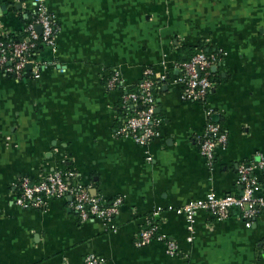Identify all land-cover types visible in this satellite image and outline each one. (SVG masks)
<instances>
[{"label": "crops", "instance_id": "1", "mask_svg": "<svg viewBox=\"0 0 264 264\" xmlns=\"http://www.w3.org/2000/svg\"><path fill=\"white\" fill-rule=\"evenodd\" d=\"M56 25L40 77L0 73V264H264V211L250 226L231 210L216 219L198 211L193 231L175 209L186 202L241 194L238 167L264 155V0H44ZM36 16L35 0H0V35H20ZM217 51L220 80L206 102L181 98L176 62L186 46ZM145 68L167 73L157 92V136L145 146L115 135L123 86ZM210 121L227 134L209 164L200 138ZM74 172L72 184L106 201L123 198L105 224L81 221L70 197L46 207L15 204L20 177ZM264 191V190H262ZM261 191V192H262ZM157 212L158 232L176 242H134Z\"/></svg>", "mask_w": 264, "mask_h": 264}, {"label": "built area", "instance_id": "2", "mask_svg": "<svg viewBox=\"0 0 264 264\" xmlns=\"http://www.w3.org/2000/svg\"><path fill=\"white\" fill-rule=\"evenodd\" d=\"M36 16L27 23L24 31L26 38L12 42L0 41V71L12 74L19 78L24 75L26 65L30 64L31 77H40L44 64L38 58L32 57V51L41 39L47 47L55 48L57 28L52 16L47 12L44 0H35ZM40 26L41 31L37 30ZM219 54L199 51L189 59L176 62L174 68L178 75L173 82L181 85V98L197 102H206L214 83L211 80L210 67L221 61ZM1 73V72H0ZM168 80L167 73H155L151 68H145L140 81L131 88L123 86L118 71H114L108 79L110 88L123 89L121 95V110L124 113L122 124L115 130V135L130 138L137 144L145 146L158 134L161 120L156 117L154 88ZM213 110L208 108V117L204 133L200 138V153L210 164L213 161L215 150L224 148L227 143V134L217 123L210 121ZM74 176V172L54 170L38 179L33 180L22 176L17 183L15 204L22 208L40 209L47 205L49 198L70 197V207L77 213L81 221L98 219L105 224L110 223L119 213L123 198L117 196L106 201L99 195L90 194L88 187L81 184H72L67 178ZM238 183L242 186L241 194H227L216 196L213 193L203 198L186 202L175 211L184 216L190 232L193 231L195 217L198 211L205 210L216 219H224L231 210L238 211L240 217L250 226L254 218L264 211V155L242 164L238 167ZM262 191V192H261ZM157 212L146 219L145 226L135 238V246L142 247L153 239L161 240L166 244V251L176 253V242L158 232L159 219ZM264 253V241L261 245ZM84 264H104L94 254H87L83 258Z\"/></svg>", "mask_w": 264, "mask_h": 264}, {"label": "trees", "instance_id": "3", "mask_svg": "<svg viewBox=\"0 0 264 264\" xmlns=\"http://www.w3.org/2000/svg\"><path fill=\"white\" fill-rule=\"evenodd\" d=\"M26 35L27 34L25 31H23L20 35H17V36L13 35V34L0 35V41H4V42L9 43L12 41L24 40L26 38ZM44 47H46V45L44 44V42L41 39H39L37 41V45L35 46V48L32 51V57L37 58L39 51ZM181 50H183V53H185V57L181 58V61L189 59L193 54H195L201 50L207 54H209V53L217 54L218 53L217 51H213L212 48L207 47V49H206L205 47H203L200 44H198L197 46H186V47H183ZM0 72L2 74H4L2 71H0ZM210 74H211V80L213 81V83L215 85V83H217V81L220 80V76L219 75L217 76V73H211V71H210ZM9 75H12V74H9ZM23 76H27V77L30 76L31 77L30 70H25V73ZM160 88H161V85H158V87L154 88V94L156 96H157V92L160 90ZM156 105H157V100L155 101V108H156ZM155 115L157 118L160 119V116L158 113H155Z\"/></svg>", "mask_w": 264, "mask_h": 264}, {"label": "water", "instance_id": "4", "mask_svg": "<svg viewBox=\"0 0 264 264\" xmlns=\"http://www.w3.org/2000/svg\"><path fill=\"white\" fill-rule=\"evenodd\" d=\"M37 30L40 32L41 31V28L40 26H37ZM31 69V65L30 64H27L26 65V70H30Z\"/></svg>", "mask_w": 264, "mask_h": 264}]
</instances>
